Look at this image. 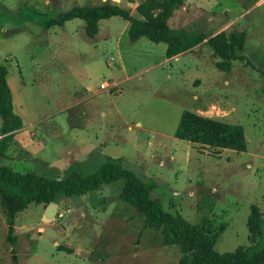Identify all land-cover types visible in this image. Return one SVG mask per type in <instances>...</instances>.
Listing matches in <instances>:
<instances>
[{
    "label": "rangeland",
    "instance_id": "1",
    "mask_svg": "<svg viewBox=\"0 0 264 264\" xmlns=\"http://www.w3.org/2000/svg\"><path fill=\"white\" fill-rule=\"evenodd\" d=\"M104 1L142 18L134 9L140 0H0V63L22 120L12 157L0 165L63 178L118 158L163 211L216 234V252L255 243L251 204L264 220V0H188L167 24L205 37L172 59L164 43L130 41L120 16L100 19L93 38L80 19L64 29L40 25L71 6ZM232 28L244 30L243 49L219 71L206 39ZM184 109L241 125L245 150L175 138ZM122 183L60 198V215L49 222L41 219L44 203H29L15 215L17 256L6 264H177L178 247L161 245L118 199ZM3 223L0 213V239Z\"/></svg>",
    "mask_w": 264,
    "mask_h": 264
},
{
    "label": "trees",
    "instance_id": "2",
    "mask_svg": "<svg viewBox=\"0 0 264 264\" xmlns=\"http://www.w3.org/2000/svg\"><path fill=\"white\" fill-rule=\"evenodd\" d=\"M185 1L140 0L134 9L141 19L131 17L126 7L109 1L88 6L74 5L57 19L40 22V25L60 26L67 20L78 18L83 21L85 35L92 38L97 33L100 19L120 16L128 21L126 33L130 41L145 37L153 43H164V55L169 58L189 49L205 37L168 26L167 20L173 10ZM244 40V30L237 28L221 30L209 36L206 43L218 57L213 66L219 71H228L230 62L239 58L236 53L243 49ZM6 73V66L0 63V158L6 157L8 142L22 126L21 117L13 110ZM173 136L189 143L235 152L245 150L241 125L201 116L186 109L179 114ZM118 179L123 180L118 199L134 208L142 218V228H151L159 233L161 245L178 247L180 254L177 264H264V220L256 205L249 206L250 217L258 234L255 243L232 251L216 252L213 249L216 234L189 222L179 214L163 211L159 201L149 196L148 187L139 177L123 168L120 159L111 157H105L89 174L82 175L77 170H71L63 178H51L31 171L18 172L0 165V213L6 225L5 241L11 246V253H14L16 244L14 217L29 203L56 204L60 198L82 195ZM61 249L70 252L68 248Z\"/></svg>",
    "mask_w": 264,
    "mask_h": 264
},
{
    "label": "crops",
    "instance_id": "3",
    "mask_svg": "<svg viewBox=\"0 0 264 264\" xmlns=\"http://www.w3.org/2000/svg\"><path fill=\"white\" fill-rule=\"evenodd\" d=\"M188 0H186L183 4H185L186 2H187ZM135 2V1H134ZM135 3H137V1L135 2ZM136 5V4H135ZM186 6V5H185ZM176 9H174L173 10V12L175 11ZM172 12V13H173ZM19 12L17 11L14 15H16V14H18ZM13 15V14H12ZM172 15V14H171ZM170 18V17H169ZM72 19H78V18H72ZM72 19H70V20H67V21H65L62 25H60V26H57V25H51V26H49V27H52V26H57V27H61V28H65V24L66 23H68V22H70V21H72ZM82 21V20H81ZM127 21V20H126ZM83 22V21H82ZM127 23H128V21H127ZM49 27H45V28H49ZM84 31V30H83ZM95 36V35H94ZM93 36V37H94ZM92 37V38H93ZM184 52H186V50L185 51H182V52H179V53H177V54H175V55H173V56H171V57H169L168 59H172V57H177L179 54H181V53H184ZM175 59V58H174ZM136 125H138V122L136 123ZM14 135H15V133L13 134V136H12V138L10 139V141L8 142V144H7V148H6V157L5 158H0V159H7L8 157H12L11 156V152L9 151V147L13 144L14 145V143H12V140H13V138H14ZM33 135V134H32ZM17 144V143H16ZM6 166V165H5ZM140 179V178H139ZM141 180V179H140ZM142 181V180H141ZM63 199H65V200H68V197H63V198H61V200H63ZM57 206V210L59 211V206L58 205H56ZM43 210H44V208H43ZM43 210H42V212H41V214L40 215H42V213H43ZM2 215V214H1ZM15 218V217H14ZM15 229H16V226H15V221H14V224H13V230H14V234H15ZM42 228L40 227V226H37V228H36V231H40ZM1 230H2V232H3V236H2V238L0 239V264H6V262H7V260L10 258L11 259V255H12V253H11V246L9 245V244H7L6 243V241H5V232H6V225H5V222L3 223V226L1 227ZM15 237H16V235H15ZM15 243H17V238H16V242ZM15 247H16V244H15ZM9 252H10V254H9ZM14 258H12L11 260H16V256H17V251H16V249L14 248ZM15 264H16V261H15Z\"/></svg>",
    "mask_w": 264,
    "mask_h": 264
},
{
    "label": "water",
    "instance_id": "4",
    "mask_svg": "<svg viewBox=\"0 0 264 264\" xmlns=\"http://www.w3.org/2000/svg\"><path fill=\"white\" fill-rule=\"evenodd\" d=\"M56 204L53 202H49L44 205V210L41 216L42 221L49 222L56 213Z\"/></svg>",
    "mask_w": 264,
    "mask_h": 264
},
{
    "label": "built area",
    "instance_id": "5",
    "mask_svg": "<svg viewBox=\"0 0 264 264\" xmlns=\"http://www.w3.org/2000/svg\"><path fill=\"white\" fill-rule=\"evenodd\" d=\"M101 86H102V85H101ZM56 214L60 215L59 212H58V210H57V208H56Z\"/></svg>",
    "mask_w": 264,
    "mask_h": 264
}]
</instances>
